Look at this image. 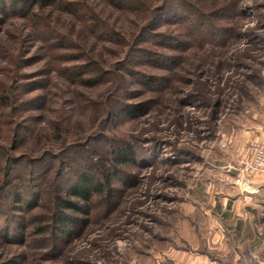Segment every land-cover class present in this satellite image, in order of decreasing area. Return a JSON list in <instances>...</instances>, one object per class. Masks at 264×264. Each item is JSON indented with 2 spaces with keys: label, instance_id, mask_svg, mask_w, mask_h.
<instances>
[{
  "label": "rangeland",
  "instance_id": "374dc122",
  "mask_svg": "<svg viewBox=\"0 0 264 264\" xmlns=\"http://www.w3.org/2000/svg\"><path fill=\"white\" fill-rule=\"evenodd\" d=\"M255 141L264 0L0 3V264H172L204 252L217 188L249 191L264 173L240 172ZM122 147L133 155L117 163ZM102 170L111 194L66 209L71 235L55 230L58 198L78 201L79 175ZM35 186L44 198L22 206L16 196Z\"/></svg>",
  "mask_w": 264,
  "mask_h": 264
},
{
  "label": "crops",
  "instance_id": "0c3cea01",
  "mask_svg": "<svg viewBox=\"0 0 264 264\" xmlns=\"http://www.w3.org/2000/svg\"><path fill=\"white\" fill-rule=\"evenodd\" d=\"M250 185L249 191L221 185L212 193L214 234L206 251L175 253L172 264H264V173Z\"/></svg>",
  "mask_w": 264,
  "mask_h": 264
},
{
  "label": "trees",
  "instance_id": "16d2710c",
  "mask_svg": "<svg viewBox=\"0 0 264 264\" xmlns=\"http://www.w3.org/2000/svg\"><path fill=\"white\" fill-rule=\"evenodd\" d=\"M13 1L14 3H16V5H18V7L20 8L22 7L23 10L28 11L32 9V7L34 6L45 7L51 4L55 0H13ZM6 2L7 0H0L1 4H5ZM126 3L128 5H131V3L127 1ZM207 27H208V23L206 24L205 28ZM146 55H147L148 60H153V57L156 56V54L152 52L150 53L148 51H146ZM77 68H78L77 65H72L71 66L72 70L66 71V75L69 78H71L73 81H78V78H81L84 74V71H79V69ZM147 76L148 77L146 76L143 77V79L145 80L143 81L144 84L146 86L148 85L153 86L157 82V80L153 76H150V75H147ZM138 106L140 110H143L145 108L144 103H141ZM121 110L122 112L127 113V114L132 113L130 109H127V105L126 107H123ZM131 155H133V151L131 147H122L119 150L115 151L114 158L117 163H124L127 161L129 156ZM110 182H111L110 172L107 173L105 170L104 171L102 170L101 172H97V174H93V173L89 174L87 172H82L79 175L76 182L73 184V186H71L69 190V194H75L80 199L78 201H73L71 199L69 200V199H65L62 197L58 198V206H60V208H58L54 216L56 223H57L55 230L58 229L59 231H61L62 234H65L67 236L71 235L72 232L70 230V225L73 223L75 217L71 216L69 212L66 211V209H70L71 211H76V212L84 211V208L89 204L88 201L91 200L92 197L97 196V195L103 196V194L106 195V191L109 195L111 194V190H110L111 188L109 190L107 189L109 187L108 184H110ZM22 184L25 185L26 183H22ZM31 189H32L31 191L27 189L26 190L27 192L24 193L23 195L16 196V198H20V200L22 201L20 202L22 206H24L25 203H27L28 201L32 199L44 198V193L36 190L37 186ZM13 193L15 194L14 191Z\"/></svg>",
  "mask_w": 264,
  "mask_h": 264
},
{
  "label": "built area",
  "instance_id": "2783aa9c",
  "mask_svg": "<svg viewBox=\"0 0 264 264\" xmlns=\"http://www.w3.org/2000/svg\"><path fill=\"white\" fill-rule=\"evenodd\" d=\"M264 171V142L255 141L250 158L244 163L240 172L243 177H251L254 173Z\"/></svg>",
  "mask_w": 264,
  "mask_h": 264
}]
</instances>
